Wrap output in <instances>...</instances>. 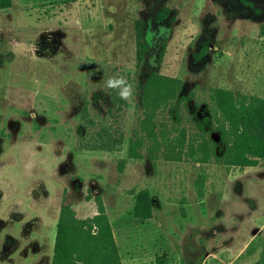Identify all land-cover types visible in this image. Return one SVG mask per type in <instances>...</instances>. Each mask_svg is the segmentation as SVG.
Wrapping results in <instances>:
<instances>
[{
    "label": "rangeland",
    "instance_id": "rangeland-1",
    "mask_svg": "<svg viewBox=\"0 0 264 264\" xmlns=\"http://www.w3.org/2000/svg\"><path fill=\"white\" fill-rule=\"evenodd\" d=\"M263 28L264 0H13L0 10V264H51L61 204L86 218L97 197L122 264H264V159L227 166L215 125L198 126L213 88L264 97ZM153 71L183 80L178 125L187 141L197 135L195 155L186 142L170 156L127 157ZM119 77L133 92L114 122L106 82ZM85 104L97 123L85 134L112 123L121 149L79 147ZM170 109L157 120L171 125ZM143 190L153 199L144 220L134 215Z\"/></svg>",
    "mask_w": 264,
    "mask_h": 264
},
{
    "label": "trees",
    "instance_id": "trees-1",
    "mask_svg": "<svg viewBox=\"0 0 264 264\" xmlns=\"http://www.w3.org/2000/svg\"><path fill=\"white\" fill-rule=\"evenodd\" d=\"M13 0H0V10L12 6ZM168 16V8L163 7L157 14V20L162 21ZM264 34V28L262 29ZM146 50L143 44L139 49V58ZM183 80L153 71L145 81L141 102V115L136 119L127 148V157L142 159L157 158L162 149L165 156L186 142L189 153L195 155L197 135L186 140V130L178 125L180 115L177 103L187 99L183 93ZM95 95L94 101L96 102ZM213 105L202 111L199 128L205 129L207 123L215 125L219 134V162L227 166L250 167L264 159V97L236 93L231 89L216 87L210 91ZM110 104L106 112L114 117V122L120 120L121 110L126 100L120 98L118 88L110 92ZM167 105L173 123L158 121L157 116ZM105 120V115H102ZM81 118L84 126L78 129L79 147L91 150H119L123 144L124 134L113 128V124L103 121L94 133H88V125H96V120L90 115L87 104L82 107ZM174 133V135H172ZM84 139L88 141L84 142ZM148 141V143H146ZM208 144L203 141L200 146L202 159L206 161L209 154ZM144 149L146 151H144ZM97 213L86 218L78 217L71 203L63 202L60 206L53 245L51 264H122L112 225L101 197L96 198ZM153 199L148 190L137 193L134 215L139 219L152 216ZM158 264H164V256L157 257Z\"/></svg>",
    "mask_w": 264,
    "mask_h": 264
},
{
    "label": "clouds",
    "instance_id": "clouds-1",
    "mask_svg": "<svg viewBox=\"0 0 264 264\" xmlns=\"http://www.w3.org/2000/svg\"><path fill=\"white\" fill-rule=\"evenodd\" d=\"M106 83L108 88L120 89L119 95L121 99L128 100L131 98L133 88L131 84L127 83L124 77L109 78Z\"/></svg>",
    "mask_w": 264,
    "mask_h": 264
},
{
    "label": "crops",
    "instance_id": "crops-1",
    "mask_svg": "<svg viewBox=\"0 0 264 264\" xmlns=\"http://www.w3.org/2000/svg\"><path fill=\"white\" fill-rule=\"evenodd\" d=\"M264 230V222L258 226L255 230V233L259 234L260 232H262Z\"/></svg>",
    "mask_w": 264,
    "mask_h": 264
}]
</instances>
